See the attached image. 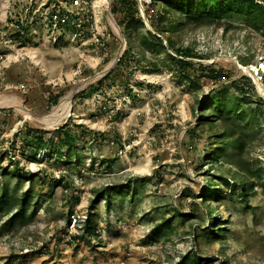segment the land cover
<instances>
[{"label": "rangeland", "instance_id": "1", "mask_svg": "<svg viewBox=\"0 0 264 264\" xmlns=\"http://www.w3.org/2000/svg\"><path fill=\"white\" fill-rule=\"evenodd\" d=\"M44 1L0 0V187L33 196L14 222L16 205L0 200V264H182L193 254L264 264V27L187 23L162 0H138L162 39L152 48L145 31L119 25V34L111 0H92L103 45L51 42L27 9ZM19 16L23 37L8 26ZM127 41L133 50L119 61ZM185 47L231 77L186 75L169 56ZM234 80L250 99L240 101ZM67 94L69 110L47 124ZM209 94H227L240 113L209 106L200 123ZM32 128L51 146L34 151ZM107 185L121 190L91 206ZM85 220L95 233L83 238Z\"/></svg>", "mask_w": 264, "mask_h": 264}, {"label": "trees", "instance_id": "2", "mask_svg": "<svg viewBox=\"0 0 264 264\" xmlns=\"http://www.w3.org/2000/svg\"><path fill=\"white\" fill-rule=\"evenodd\" d=\"M156 1V0H155ZM168 6V11L178 12L181 15H184L187 23H194L197 25L203 23H213L219 22L222 19H234L237 18L241 22L247 23L254 28L264 27V0H162ZM111 12L115 16L118 24L129 29L138 30L142 33V38L149 47H156L158 44L163 45L162 39L160 36L152 33L149 29H146L143 18L140 16V3L138 0H113L111 3ZM24 27V26H23ZM25 29V28H24ZM16 35H19V32H14ZM133 46L127 41V47L122 53L119 61H121L125 56L132 52ZM177 52L181 54L173 55L169 53V56L173 63L180 68L182 71H185L188 76H206L208 78H221L222 76L230 78V72L223 69L221 66H218L215 63H204L201 61H194L191 59L195 57V52L188 47L177 49ZM200 57V56H198ZM104 78L98 79L94 84H91L89 90H84L82 93L93 92L94 89L100 87L103 83ZM235 87L241 91V96L239 97L240 101H247L249 98L248 92L243 90L241 86H238L237 81H233ZM59 93L52 96V102L56 103L59 98ZM230 102V98L227 94L222 95H208L201 103H199V108L201 112L199 114L200 123L203 120H206L207 115L204 114V110L209 106L217 108L219 111H228L233 112L237 111L240 113L238 108H228L227 104ZM56 131H64L62 128H56ZM30 140L34 144V151L37 149H46L49 147V143L54 141L52 136L46 138V130L41 128H32L30 129ZM64 144L72 145L73 138L68 133L65 134ZM51 146V145H50ZM5 172V170H4ZM242 189L245 188L242 184ZM121 189L117 185L109 187L108 185L102 189L96 191L95 199L92 200L91 206H94L95 203L101 199H104L107 204H110V196L112 192H119ZM205 193L201 195L202 198L205 197ZM211 195V193L209 194ZM208 195V196H209ZM246 195V193H245ZM201 198V199H202ZM6 199L8 207L16 205L17 210L9 218V222H14L17 219L22 220L25 217V212L29 207L30 201L33 199L32 194L29 190H25L19 196L13 195L9 192L5 185L0 187V200ZM35 204V202H34ZM37 210L35 205L33 210L34 213ZM85 220L84 232L79 236L85 238L86 235L94 234L93 226L91 223ZM213 220H209L211 223ZM165 221L163 224H166ZM162 224V225H163ZM210 230H214L212 226H208ZM182 264H201V258L197 254L193 256H183L181 260Z\"/></svg>", "mask_w": 264, "mask_h": 264}, {"label": "built area", "instance_id": "3", "mask_svg": "<svg viewBox=\"0 0 264 264\" xmlns=\"http://www.w3.org/2000/svg\"><path fill=\"white\" fill-rule=\"evenodd\" d=\"M95 7L92 0H45L36 8L30 2L27 9L31 19L39 22L46 41L72 43L97 41L103 45L104 39L101 36L104 33L97 28ZM26 19L27 17L19 16L8 23L12 32H19L18 37L26 34L23 27Z\"/></svg>", "mask_w": 264, "mask_h": 264}, {"label": "bare ground", "instance_id": "4", "mask_svg": "<svg viewBox=\"0 0 264 264\" xmlns=\"http://www.w3.org/2000/svg\"><path fill=\"white\" fill-rule=\"evenodd\" d=\"M70 96H71L70 94H67L66 96H64L62 100L60 101V103L58 104V106L55 108L54 112L50 115L43 117V120L47 124L50 125L54 123L57 119H59L60 117L66 114V112L70 108Z\"/></svg>", "mask_w": 264, "mask_h": 264}, {"label": "water", "instance_id": "5", "mask_svg": "<svg viewBox=\"0 0 264 264\" xmlns=\"http://www.w3.org/2000/svg\"><path fill=\"white\" fill-rule=\"evenodd\" d=\"M111 2H112V0H111ZM109 15H110V17H111L112 20H113V16H112V14H111V11H109ZM113 23H114L115 26L117 27V29H118V31H119V34L122 36V32H121V29H120L119 24H118L115 20H113ZM123 41H125V40H123ZM105 71H108V69H106Z\"/></svg>", "mask_w": 264, "mask_h": 264}]
</instances>
